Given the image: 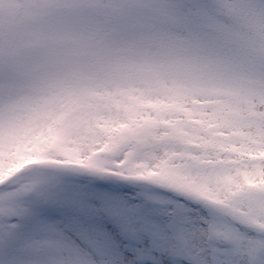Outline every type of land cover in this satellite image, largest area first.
I'll return each mask as SVG.
<instances>
[{
	"label": "snow or ice",
	"instance_id": "snow-or-ice-1",
	"mask_svg": "<svg viewBox=\"0 0 264 264\" xmlns=\"http://www.w3.org/2000/svg\"><path fill=\"white\" fill-rule=\"evenodd\" d=\"M69 177L206 213L136 219ZM146 257L264 264V0H0V264Z\"/></svg>",
	"mask_w": 264,
	"mask_h": 264
},
{
	"label": "rangeland",
	"instance_id": "rangeland-1",
	"mask_svg": "<svg viewBox=\"0 0 264 264\" xmlns=\"http://www.w3.org/2000/svg\"><path fill=\"white\" fill-rule=\"evenodd\" d=\"M69 182L87 193H104L114 201L126 206L130 217L139 219L140 216L151 218L154 223L167 224L169 214L177 207L195 219L197 213H206L194 202L187 201L178 193L162 191L155 186H141L124 181L97 180L88 177H69ZM153 197L152 200L146 197ZM113 227H115L113 225ZM125 251L132 253L142 248L143 239L136 233H129L124 238ZM142 264H152L150 258H145Z\"/></svg>",
	"mask_w": 264,
	"mask_h": 264
},
{
	"label": "water",
	"instance_id": "water-1",
	"mask_svg": "<svg viewBox=\"0 0 264 264\" xmlns=\"http://www.w3.org/2000/svg\"><path fill=\"white\" fill-rule=\"evenodd\" d=\"M156 187V186H155ZM156 188H159V187H156ZM159 189H161V190H165V191H168V190H166V189H162V188H159Z\"/></svg>",
	"mask_w": 264,
	"mask_h": 264
}]
</instances>
